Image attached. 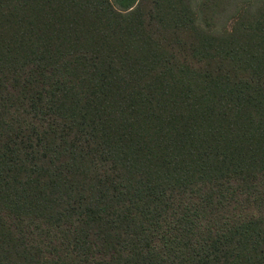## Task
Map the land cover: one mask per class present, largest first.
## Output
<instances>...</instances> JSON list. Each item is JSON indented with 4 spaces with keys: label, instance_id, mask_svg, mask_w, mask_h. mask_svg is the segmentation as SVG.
<instances>
[{
    "label": "trees",
    "instance_id": "trees-1",
    "mask_svg": "<svg viewBox=\"0 0 264 264\" xmlns=\"http://www.w3.org/2000/svg\"><path fill=\"white\" fill-rule=\"evenodd\" d=\"M0 264H264V0H0Z\"/></svg>",
    "mask_w": 264,
    "mask_h": 264
}]
</instances>
